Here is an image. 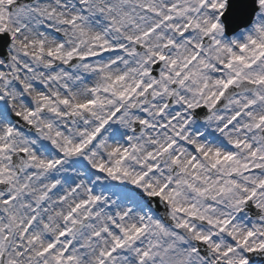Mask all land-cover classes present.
Here are the masks:
<instances>
[{"label":"snow or ice","instance_id":"6c2138e0","mask_svg":"<svg viewBox=\"0 0 264 264\" xmlns=\"http://www.w3.org/2000/svg\"><path fill=\"white\" fill-rule=\"evenodd\" d=\"M0 264H264V0H0Z\"/></svg>","mask_w":264,"mask_h":264}]
</instances>
